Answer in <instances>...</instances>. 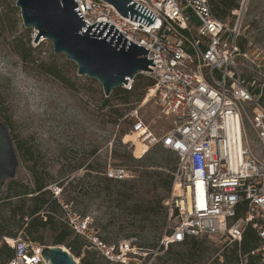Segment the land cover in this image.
I'll use <instances>...</instances> for the list:
<instances>
[{
  "label": "built area",
  "instance_id": "2783aa9c",
  "mask_svg": "<svg viewBox=\"0 0 264 264\" xmlns=\"http://www.w3.org/2000/svg\"><path fill=\"white\" fill-rule=\"evenodd\" d=\"M133 1L147 7L158 19L156 24L148 28L126 20L101 0H75L86 24L108 22L121 36L147 49L146 58L152 59L151 71L140 74L152 79L153 86L123 119L131 121L129 135L145 148L134 157L141 158L155 146L177 157L165 203L167 219L174 225L159 246L208 238L239 248L250 228L258 246L249 254L238 250V264H248L249 257L264 264V81L258 86L247 82L241 68L250 63L260 69L263 58L243 43L247 0H239L224 21L214 17L209 0ZM133 80L121 88L131 91ZM147 103L168 120L160 137L138 116ZM125 143L134 153V141ZM105 176L120 181L131 177L110 165ZM47 189L66 212L58 188ZM64 222L105 261L136 264L139 249L127 241L103 242L90 228V218L66 212ZM8 245L13 255L5 264H46L40 255L45 246L21 239Z\"/></svg>",
  "mask_w": 264,
  "mask_h": 264
},
{
  "label": "rangeland",
  "instance_id": "374dc122",
  "mask_svg": "<svg viewBox=\"0 0 264 264\" xmlns=\"http://www.w3.org/2000/svg\"><path fill=\"white\" fill-rule=\"evenodd\" d=\"M14 6L15 0H0V12L7 18L9 26L12 24L16 26L12 30L5 27L0 36V94L7 108L6 115L11 135L17 140L26 142L35 151L38 160L37 171L41 173V177L48 178L49 186L58 188V199L65 206L67 214L74 213L80 219L90 218V228L100 240L108 238L106 242L114 245L120 241H127L138 248V246L147 244L144 241L145 237L151 236L155 238V242L160 244L168 227L174 225V220L168 221L167 215L164 220L163 215H159L154 219L160 226L157 231H154L150 224L153 219L144 223L145 225L142 224L143 228L137 229L139 225L130 215L126 217L125 211L117 209L114 203L97 193L99 191L98 179L95 178L97 173L89 172L88 174L84 168L90 165L104 172L110 165L112 168L124 169L131 176L127 180H132L137 174L135 171L140 169L136 166L138 163L124 161L122 165H118L121 162L113 157L114 150L118 152L128 150L134 160H139L143 164L148 163L144 162L147 158L156 160L158 166L164 161H169L173 167L176 166V155L169 151L159 150L158 146H155L141 158L134 157V154L140 156L143 148L137 145L133 153L130 144L125 143L130 140V126L122 124L123 119L119 120L116 125L112 124L109 109L101 110L100 96L96 94L101 89L100 84L85 76H78L75 64L68 61L62 54H54L50 41L41 39L39 45L34 43L35 31L23 27L19 9L15 7L14 11ZM242 35L243 41L248 46L247 49L260 54V59L263 58L260 63L263 67L257 69L250 63H245V66L241 68L246 73L253 74L256 82H262L264 81V0H247L242 17ZM14 38L22 43L27 42L31 47H36L33 55L38 60L56 61L74 83L75 89H66L57 80L44 73H39L30 65H24L11 47ZM141 99L140 96H133L128 105H119L120 111L124 115L128 114ZM138 116L150 126L157 137L162 136L168 128V120L160 117L150 103L138 109ZM121 129L126 132L122 137L119 133ZM17 156L19 165L14 180L23 185H31L30 164L24 162L18 154ZM77 165L82 167L74 170L72 167ZM153 169L160 168L153 167ZM72 179L74 180L73 186L78 184L74 189L68 184ZM59 183L62 184L61 187L58 186ZM172 188L173 179L168 193L165 189L158 190V195L163 198L162 209L165 211V203L171 195ZM70 198L72 202L67 203ZM66 212L60 214L61 220L65 219ZM1 217L2 220L7 217L2 207H0V219ZM123 221L129 223V227L124 225L127 227L125 233L129 232L133 234V237L123 239L122 233L117 232L118 226ZM108 222L111 225L107 226ZM50 238V233L44 232V244L50 245ZM8 239L13 240V238L0 237V247L9 246ZM15 239L25 240L20 232L17 233ZM199 240L207 247V254L203 260L195 259L183 264H227L222 254H228L232 245H226L223 241L215 239L201 238ZM71 242L74 247L80 248V257H74L77 264H80L79 261L82 258L94 264H106L82 237L79 240H71ZM176 245L172 247V251L182 252V249ZM61 247L67 250L64 246ZM138 249L140 252L136 257V264H161L155 256L162 257L166 251L164 248L163 251L157 252L156 247ZM148 252L153 254L149 259L147 256L143 257V254L147 255Z\"/></svg>",
  "mask_w": 264,
  "mask_h": 264
},
{
  "label": "trees",
  "instance_id": "16d2710c",
  "mask_svg": "<svg viewBox=\"0 0 264 264\" xmlns=\"http://www.w3.org/2000/svg\"><path fill=\"white\" fill-rule=\"evenodd\" d=\"M209 1L214 17L221 21L226 20L230 12L238 8L239 2V0ZM15 7L16 6L13 7L14 11L16 10ZM2 15L3 13L0 12V36H2L3 33L1 31L5 27H9L10 30L16 28L15 24L9 26L7 18ZM243 43L245 42L243 41ZM11 47L20 57L24 65H30L39 73H44L57 80L66 89H75L74 83L65 72H63V68L59 67L56 61L51 60L50 62H43L33 55L36 51V47L29 46L27 42L22 43L21 41H17V38L13 39ZM67 63L70 64L69 62ZM243 75L247 82L255 81L253 74H248L243 70ZM262 82L255 81V84L258 86ZM152 86V79L142 74H137L134 77L131 91H126L123 88H115L108 97H105L100 89L98 91L96 90V94L100 96L101 110L108 108L109 114L112 117L110 121L112 124L116 125L119 120L124 117V114L120 111L119 105H128L129 100L135 95L143 98L146 90ZM136 91L138 92L136 93ZM255 92H258V89H256ZM262 97V102L264 104V90ZM4 104V99L0 94V120L7 126L11 135L8 116L6 115L7 108ZM121 123L129 126L131 125L129 119H123ZM119 133L121 137L126 134L123 129H121ZM11 138L19 157L24 162L30 164L29 169L32 175V184L23 185L15 180L8 181L5 184L0 195V207L6 212L7 217L5 219L7 220H2V217L0 219V237H8L15 240L17 233L20 232L23 239L31 243L51 247L64 246L73 258H79L80 248L74 247L71 240H79L81 237L75 234L64 220H61L60 214H62L64 210L61 208L57 199L53 197L51 191L47 189L49 186L47 181L48 178L41 177V173L37 171L38 160L35 156V151L31 146H28L26 142L17 140L15 136L11 135ZM158 148L159 150L166 151L160 146H158ZM112 154L117 161L121 162L118 165H122L124 161L138 163L136 166L140 169L135 171L137 174L134 179L120 181L109 179L105 176V171L101 172L100 168L87 165L84 169L88 171V174L89 172L98 174L95 176V178L98 179L97 185L99 186V191L97 193L102 194L104 198L114 203V207L117 209L125 211L126 217L130 215L138 223L139 227L137 229H140V227L143 228L142 224L150 222L149 220L153 219L150 224L153 230L157 231L160 226L158 225V221H154V219L159 215H163V219L165 220L167 215L166 211L162 209L163 198L158 195V190L165 189L167 193L170 191L175 166L173 167L169 161H164L163 164L158 166L156 160H150V158L145 159L144 162H148V166H146L147 164H143L139 162V160H134L128 150H123L121 152L114 150ZM81 167V165H77L72 168L75 170ZM153 167H159L160 169H153ZM88 174L86 175L88 176ZM73 181V179L70 180L68 184L74 189L78 184L76 183L73 186ZM58 186L61 187L62 184L59 183ZM69 202H72V198L67 201V203ZM161 210H163V212H161ZM109 225H111L110 222L107 223V226ZM124 225L129 227V223L123 221V223L118 226L117 232L119 234L122 233L123 239L133 237V234H129V232L125 233L127 227H124ZM46 231L50 233V245L44 244V232ZM164 234H168V231ZM107 240L108 238L102 239L105 243H107ZM144 241L147 244H144L145 246H138V248L156 247L157 252L163 251V247L159 246L157 241L155 242V238L147 236L144 238ZM174 245L176 244H169L162 257L155 256L161 264H183L195 259L203 260L208 252L207 247H205L199 239L195 238H188L184 242L176 245L182 249V252L172 251ZM257 246L258 238L255 232L250 228H246L240 247L238 248L236 245H232L228 254H222L224 262L227 264H238V250H240L242 254H249L251 251L255 250ZM151 253L152 252H148L147 259L153 255ZM12 255L13 250L9 246H1L0 264L7 263ZM79 262L80 264H94L92 261H87L85 258L80 259ZM104 262L106 264H111L105 260ZM256 263L259 264L258 257H249L248 264Z\"/></svg>",
  "mask_w": 264,
  "mask_h": 264
},
{
  "label": "water",
  "instance_id": "95a60500",
  "mask_svg": "<svg viewBox=\"0 0 264 264\" xmlns=\"http://www.w3.org/2000/svg\"><path fill=\"white\" fill-rule=\"evenodd\" d=\"M123 18L149 28L157 18L133 0H101ZM24 28L35 31L34 43L51 42L53 53L62 54L76 66L78 76L98 82L108 97L137 74L151 71L147 49L121 36L108 22L86 24L75 0H16ZM152 68V67H151ZM19 165L10 132L0 120V195L5 184L14 180ZM40 255L47 264H77L61 246H45Z\"/></svg>",
  "mask_w": 264,
  "mask_h": 264
},
{
  "label": "bare ground",
  "instance_id": "6f19581e",
  "mask_svg": "<svg viewBox=\"0 0 264 264\" xmlns=\"http://www.w3.org/2000/svg\"><path fill=\"white\" fill-rule=\"evenodd\" d=\"M129 138H130V140H129V142L132 140V141H134V144H135V149H136V146L137 145H140L142 148H143V150H142V153L144 152V150H145V148L139 143V142H137L135 139H134V137H131L130 135H129ZM134 153H135V150H134ZM141 153V154H142ZM135 155V154H134ZM136 156V155H135ZM141 156V155H140ZM136 157H139V156H136ZM10 244H12L13 243V240H10V239H8L7 240Z\"/></svg>",
  "mask_w": 264,
  "mask_h": 264
},
{
  "label": "snow or ice",
  "instance_id": "6c2138e0",
  "mask_svg": "<svg viewBox=\"0 0 264 264\" xmlns=\"http://www.w3.org/2000/svg\"><path fill=\"white\" fill-rule=\"evenodd\" d=\"M170 143V142H169ZM180 145H177V147H179Z\"/></svg>",
  "mask_w": 264,
  "mask_h": 264
}]
</instances>
